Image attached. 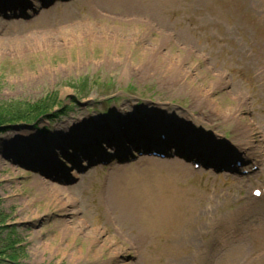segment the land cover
I'll use <instances>...</instances> for the list:
<instances>
[{
    "label": "rangeland",
    "instance_id": "rangeland-1",
    "mask_svg": "<svg viewBox=\"0 0 264 264\" xmlns=\"http://www.w3.org/2000/svg\"><path fill=\"white\" fill-rule=\"evenodd\" d=\"M0 5V108H51L0 134V251L15 249L0 264H264V198L250 194L264 186V0ZM125 115L136 133L143 119L190 130L215 165L148 169L101 161L100 142L81 147L90 159L55 146L102 116L114 123L91 131L111 135ZM46 144L50 159L17 162ZM37 179L65 190L62 205Z\"/></svg>",
    "mask_w": 264,
    "mask_h": 264
},
{
    "label": "trees",
    "instance_id": "trees-1",
    "mask_svg": "<svg viewBox=\"0 0 264 264\" xmlns=\"http://www.w3.org/2000/svg\"><path fill=\"white\" fill-rule=\"evenodd\" d=\"M45 105L39 106L36 104L35 106L31 107L32 110L28 111L27 114H21L18 113V111H10L0 108V134L6 133L8 130V126L14 125V124H33L34 120L38 119L39 117H42L44 115H48L50 112V107H44ZM62 108V106L60 107ZM51 114V113H50ZM49 114V115H50ZM49 115L46 117L48 118ZM8 226L5 223L0 222V230L1 229H7ZM14 242L11 244H8L5 249L3 248L2 251H0V260L7 261L9 263L14 262V256H15V249H14ZM9 250V253L7 256L5 255L6 252ZM5 253V254H4ZM5 255V256H4Z\"/></svg>",
    "mask_w": 264,
    "mask_h": 264
},
{
    "label": "bare ground",
    "instance_id": "bare-ground-1",
    "mask_svg": "<svg viewBox=\"0 0 264 264\" xmlns=\"http://www.w3.org/2000/svg\"><path fill=\"white\" fill-rule=\"evenodd\" d=\"M189 128V126H188ZM188 132H190V130H188ZM174 134V133H172ZM184 140H187L188 137H184L183 138ZM194 142L196 143H200L199 140H197V138H193L192 139ZM203 144V143H202ZM12 158V157H11ZM247 158V156L245 157ZM212 160V158H210V161ZM149 162H147L145 165H147V168L148 169H166V170H175V169H183V168H188V164H186L185 162H183L181 159H167V160H160V159H156V158H149L148 159ZM169 163V165H167ZM37 182L39 183V187L42 188L43 190H46V191H43V193H46V195H48L49 198H56V201H58L59 203H61L62 205V202L59 200V198H57L58 196H60V194H63L65 193V190L63 189H55L54 188V191H50L48 188H47V183L46 181L44 180H40V179H37ZM252 191V190H251ZM56 196V197H55ZM178 196L174 194V199H177ZM112 206L114 209H116L118 206V204H120V202L116 201V199H112ZM65 206V204L63 205ZM124 209V208H123ZM125 216H131L132 218V213L131 211H129L128 209L125 211ZM69 228L67 227L66 230H68ZM153 261V260H151Z\"/></svg>",
    "mask_w": 264,
    "mask_h": 264
}]
</instances>
